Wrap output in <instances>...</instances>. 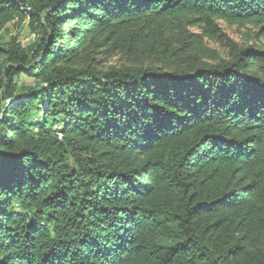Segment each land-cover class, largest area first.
Returning <instances> with one entry per match:
<instances>
[{"label": "trees", "instance_id": "1", "mask_svg": "<svg viewBox=\"0 0 264 264\" xmlns=\"http://www.w3.org/2000/svg\"><path fill=\"white\" fill-rule=\"evenodd\" d=\"M27 20L0 33V264H264V45L204 38L264 37V0H0V32Z\"/></svg>", "mask_w": 264, "mask_h": 264}, {"label": "rangeland", "instance_id": "2", "mask_svg": "<svg viewBox=\"0 0 264 264\" xmlns=\"http://www.w3.org/2000/svg\"><path fill=\"white\" fill-rule=\"evenodd\" d=\"M220 31L214 32L213 36H207L205 34L204 38L207 41V45L211 48H216L224 54L226 48L225 42L226 38L242 45H264V37L260 34H257V28L253 24H239V23H229L225 20H217ZM192 31L204 32V29L199 25H194L191 27ZM0 33L7 35V38L10 39L13 36L19 37L23 44H28L36 39L39 35L36 32H33L28 25V20L23 23H12L6 30H2ZM224 35V36H223ZM100 61V66L105 67L110 63H114L118 60V56L105 57L102 56ZM21 83L30 84L32 80L25 75L20 77Z\"/></svg>", "mask_w": 264, "mask_h": 264}]
</instances>
